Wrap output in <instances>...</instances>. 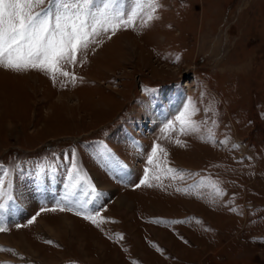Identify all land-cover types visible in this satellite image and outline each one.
Here are the masks:
<instances>
[{"label":"rangeland","instance_id":"rangeland-1","mask_svg":"<svg viewBox=\"0 0 264 264\" xmlns=\"http://www.w3.org/2000/svg\"><path fill=\"white\" fill-rule=\"evenodd\" d=\"M138 2L67 77L0 67V264H264V0Z\"/></svg>","mask_w":264,"mask_h":264},{"label":"snow or ice","instance_id":"snow-or-ice-1","mask_svg":"<svg viewBox=\"0 0 264 264\" xmlns=\"http://www.w3.org/2000/svg\"><path fill=\"white\" fill-rule=\"evenodd\" d=\"M124 2L125 0H47L46 7L35 11L45 4V0H0V67L18 73L28 70L44 71L52 74L53 78L56 74L69 76L68 72L61 71V65L74 64L77 54L86 53L90 45L96 43V37L109 31L114 34L121 25L135 26L139 2L133 0L136 6L127 11L123 7H117ZM153 6H159L157 0H153ZM152 19V15H149L144 23ZM193 114L185 108L176 117L181 124L182 134L199 131V125L190 118ZM172 127L171 123L165 125L166 130ZM159 148L160 145H155L151 154L156 155ZM115 163L119 164L118 161ZM147 163L152 164V159L149 158ZM72 168L77 172L78 178L77 166L72 164ZM147 179L145 176L141 183L147 182ZM2 189L3 185L0 184V199H3ZM89 195L99 197L102 193L93 186ZM0 210H3V205H0ZM88 218L85 216V219ZM34 221L35 217H32L29 223ZM92 222L96 223L95 219ZM22 226L16 225L18 228ZM6 230L5 227H0V233Z\"/></svg>","mask_w":264,"mask_h":264},{"label":"bare ground","instance_id":"bare-ground-1","mask_svg":"<svg viewBox=\"0 0 264 264\" xmlns=\"http://www.w3.org/2000/svg\"><path fill=\"white\" fill-rule=\"evenodd\" d=\"M43 224H45V223H43ZM41 225H42V223H41Z\"/></svg>","mask_w":264,"mask_h":264}]
</instances>
